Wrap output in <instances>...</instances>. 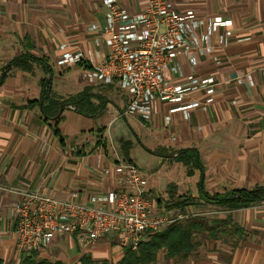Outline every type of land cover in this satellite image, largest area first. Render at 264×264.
<instances>
[{
    "label": "crops",
    "instance_id": "1",
    "mask_svg": "<svg viewBox=\"0 0 264 264\" xmlns=\"http://www.w3.org/2000/svg\"><path fill=\"white\" fill-rule=\"evenodd\" d=\"M117 1L132 12L145 6V0ZM172 2L180 12L194 10L199 33L209 15L230 20L213 33L211 51L193 54L196 64L180 54L165 75L169 84L213 76L216 88L210 101L202 89L185 96L182 104L201 102L188 110L172 112L181 103L155 99L146 119L125 112L129 95L116 84L86 79L108 51L103 0H0V264H19L25 253L14 235L16 190L75 194L90 203L125 188L119 160L146 175L153 209L177 216L168 224L190 217L206 222L187 257H167L163 249L149 264H264V201L229 209L207 196L264 185V0ZM65 52L84 58L58 64ZM25 55L50 64V99L41 85L42 61H30V70L5 69ZM124 252L116 234L87 245L79 234L60 233L37 256L117 263Z\"/></svg>",
    "mask_w": 264,
    "mask_h": 264
},
{
    "label": "built area",
    "instance_id": "2",
    "mask_svg": "<svg viewBox=\"0 0 264 264\" xmlns=\"http://www.w3.org/2000/svg\"><path fill=\"white\" fill-rule=\"evenodd\" d=\"M106 7L108 48L106 58L93 62L85 72L90 84H116L129 95L125 109L150 119L151 102L161 99L181 103L171 109L188 110L201 105L198 100L182 104L189 93L202 89L210 101L216 88L213 76H187L183 83L169 84L165 75L170 63L180 54L196 64V51H211L212 35L225 20L221 15L205 18L206 30L199 33V18L193 9L177 10L172 0H145V6L132 12L117 0H103ZM94 27H98L95 24ZM82 52H65L58 64L83 60ZM177 70L182 73L181 67ZM117 172L125 183L123 190L95 196L92 202L78 200L75 194L58 197L37 190H21L14 204V235L20 252L31 253L47 248L55 235L79 234L81 241L92 244L116 234L124 248L136 250L146 234L156 232L172 221L167 214L153 209L146 175L134 163L119 160Z\"/></svg>",
    "mask_w": 264,
    "mask_h": 264
},
{
    "label": "trees",
    "instance_id": "3",
    "mask_svg": "<svg viewBox=\"0 0 264 264\" xmlns=\"http://www.w3.org/2000/svg\"><path fill=\"white\" fill-rule=\"evenodd\" d=\"M42 61L46 74L41 78V85L44 96L47 100L50 99L48 92L52 82V70L47 60L37 58L31 55L20 56L7 64L6 70L12 67H21L27 70L32 69L30 61ZM50 104H54L51 99ZM208 198L221 204L229 209H238L258 204L264 201V185L257 186L252 189H236L228 197L219 195L210 196ZM206 227L205 220H200L195 217L186 218L181 221H174L163 226L156 232L149 233L144 238L136 250L125 248L122 260L117 263L109 262L108 260L100 261L101 264H149L157 259L160 250H166L167 257H187L196 247L195 232L198 229ZM38 251L31 253H23L19 264H63L61 261H50L47 259H39ZM1 262V259H0ZM97 261L89 256L82 258V264H96Z\"/></svg>",
    "mask_w": 264,
    "mask_h": 264
},
{
    "label": "rangeland",
    "instance_id": "4",
    "mask_svg": "<svg viewBox=\"0 0 264 264\" xmlns=\"http://www.w3.org/2000/svg\"><path fill=\"white\" fill-rule=\"evenodd\" d=\"M200 211H201V210H200ZM194 212H195V210H194ZM170 216H171L170 219H171L172 217H173V218H177L176 215H170ZM25 253H27V252H25ZM100 260H101V259H100ZM100 260H98L96 264H101V263H100Z\"/></svg>",
    "mask_w": 264,
    "mask_h": 264
}]
</instances>
